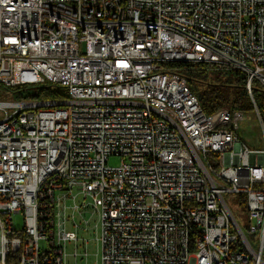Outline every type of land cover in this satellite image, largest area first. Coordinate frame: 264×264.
<instances>
[{"label": "built area", "instance_id": "2783aa9c", "mask_svg": "<svg viewBox=\"0 0 264 264\" xmlns=\"http://www.w3.org/2000/svg\"><path fill=\"white\" fill-rule=\"evenodd\" d=\"M114 9L121 24H83ZM192 62L246 74L264 142V0H0V87L64 92L0 101V264H69L89 211L100 264H264V147L241 132L253 115H208Z\"/></svg>", "mask_w": 264, "mask_h": 264}, {"label": "trees", "instance_id": "16d2710c", "mask_svg": "<svg viewBox=\"0 0 264 264\" xmlns=\"http://www.w3.org/2000/svg\"><path fill=\"white\" fill-rule=\"evenodd\" d=\"M188 66L184 75L192 91L198 96L203 110L213 114L219 109L228 108L232 111L240 110L246 113H254L255 105L246 89L247 76L240 70L209 71L205 63H180ZM212 72V73H211ZM14 92L22 98L54 99L64 96L61 86L50 84L37 86H15ZM261 88L253 89L255 101L264 123V92Z\"/></svg>", "mask_w": 264, "mask_h": 264}, {"label": "rangeland", "instance_id": "374dc122", "mask_svg": "<svg viewBox=\"0 0 264 264\" xmlns=\"http://www.w3.org/2000/svg\"><path fill=\"white\" fill-rule=\"evenodd\" d=\"M212 73V72H211ZM255 87H259L255 85ZM262 90V89H261ZM262 93V91H260ZM21 100L18 93L14 92L13 89H3L0 87V101H19ZM228 109V108H226ZM246 113V112H245ZM247 115H253V119L250 121L242 122L241 123V132H243L245 140L248 143H252V140L255 139L254 143L256 142V146L258 148L264 147L263 142V129L261 126L260 121L258 120L255 112L246 113ZM242 136V133H240ZM123 157L120 155H113L110 156L108 160V164L111 166H119L122 163ZM126 160V159H125ZM226 199L230 202L231 206L234 207V214L237 217L239 223L242 225V228L249 239H252V234L247 230L246 222H245V210L242 205H239L237 200L230 195L225 196ZM72 200H68V205H71ZM69 214H72V211H68ZM85 218H82L78 213L75 216V220L78 224L77 233L79 237V241L75 242H68L66 244L67 253H68V261L69 264H100V247L98 243V223H99V215L98 212L92 214L91 211L86 212L84 214ZM19 218V217H18ZM21 219V217H20ZM85 220L88 221L87 226L85 225ZM19 224L22 225V220H19ZM70 228L71 226L68 225ZM72 229H75L72 226ZM87 242L85 246L84 243ZM85 247L88 251L87 259H75V253H81L85 250Z\"/></svg>", "mask_w": 264, "mask_h": 264}, {"label": "bare ground", "instance_id": "6f19581e", "mask_svg": "<svg viewBox=\"0 0 264 264\" xmlns=\"http://www.w3.org/2000/svg\"><path fill=\"white\" fill-rule=\"evenodd\" d=\"M121 24V9H114L113 15L83 14L85 26H97V24Z\"/></svg>", "mask_w": 264, "mask_h": 264}]
</instances>
